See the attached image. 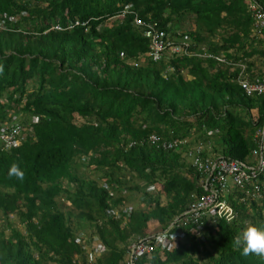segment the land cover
I'll list each match as a JSON object with an SVG mask.
<instances>
[{
  "label": "trees",
  "instance_id": "trees-1",
  "mask_svg": "<svg viewBox=\"0 0 264 264\" xmlns=\"http://www.w3.org/2000/svg\"><path fill=\"white\" fill-rule=\"evenodd\" d=\"M248 3L0 0V124L16 113L32 127L31 140L0 143V264H86L96 244L91 264H125L149 220L165 228L203 192L194 156L255 162L264 89L239 80L264 84V30ZM124 5L132 13L108 21ZM134 14L185 51L134 66L148 49ZM13 163L23 181L9 177ZM229 190V220L204 217L198 234L186 226L183 242L133 264H264L233 243L250 224L264 228V195Z\"/></svg>",
  "mask_w": 264,
  "mask_h": 264
},
{
  "label": "built area",
  "instance_id": "built-area-1",
  "mask_svg": "<svg viewBox=\"0 0 264 264\" xmlns=\"http://www.w3.org/2000/svg\"><path fill=\"white\" fill-rule=\"evenodd\" d=\"M248 7L254 26L258 30H264V4H261L259 0H249ZM8 19L15 21V17L12 15H9ZM2 22L0 18V29L2 28ZM134 22L145 26L143 35L148 39L146 56L153 61L158 60L165 52L179 54L185 51L187 46L185 41L174 42L167 39L165 33L156 28L155 22L143 24L137 18L134 19ZM76 23L75 21L73 24ZM55 28L58 27L55 25ZM218 60L221 61V59ZM239 84L247 93L251 91L260 92L264 89L263 82L255 81L249 84L245 80H239ZM26 129V127L21 126L18 121L14 120V116L11 120L3 121L0 125V140L3 142V147L7 149L10 146L17 145L24 138L23 134ZM260 135L261 144L258 148L259 152L254 166L221 156H216L213 159L205 157L203 160L194 156V160L198 165L197 170L205 174L203 180L205 193L194 197L189 208L175 217L164 230L132 241L127 247L125 264H133L135 257L143 254L149 255L157 247L161 249L168 248L174 239L182 236V230L186 226L190 227V234H198L204 217L229 220L233 216V209L219 196L227 192L230 184L241 187L253 181V189L264 193V145L262 143L264 140V123L262 124ZM148 140L154 142L156 136L149 135ZM166 147L171 148L172 143L168 142ZM197 149L198 147L194 150ZM253 155H255L254 151ZM258 175H261V186L254 182ZM102 250L103 247L100 244L93 246L88 251L86 264H91L92 259L98 256Z\"/></svg>",
  "mask_w": 264,
  "mask_h": 264
},
{
  "label": "clouds",
  "instance_id": "clouds-1",
  "mask_svg": "<svg viewBox=\"0 0 264 264\" xmlns=\"http://www.w3.org/2000/svg\"><path fill=\"white\" fill-rule=\"evenodd\" d=\"M261 0H259V2H260ZM261 3V2H260ZM261 4H264V0H263V2L261 3ZM250 12V11H249ZM128 13H132V10H130L129 9V7H127V6H123L122 7V9L116 14V15H114L113 17H109L108 18V21L110 20V21H116V19H118V17L120 16H122L123 17V15L124 14H128ZM250 16H251V14H250ZM135 18H137V19H139L143 24H146V23H152V22H155L156 23V21H145V22H143V20H141L137 15H133V17H132V24L133 25H135V26H137V27H139L140 29H141V33H142V36L143 37H145L144 35H143V29L145 28V26L144 25H139V24H136L135 22H134V19ZM251 19H252V17H251ZM252 21H253V19H252ZM75 22V21H74ZM54 28H51V29H58V28H55V25L53 26ZM255 27V26H254ZM156 28L157 29H159V30H162L164 33H165V31L163 30V29H161V28H159L158 26H157V23H156ZM165 36H166V38L167 39H170L167 35H166V33H165ZM146 38V37H145ZM147 39V38H146ZM170 40H172V39H170ZM147 41H148V39H147ZM173 41V40H172ZM174 42H177V40L176 41H174ZM148 50V49H147ZM147 52V51H146ZM146 52H144V53H142V54H140L139 55V59L137 60V62H135V61H133L132 62V64L134 65V66H136L137 64H138V62H141L142 61V58H144V57H147L146 56ZM120 53H121V55H120ZM168 54H171V53H168V52H165L162 56H164L165 57V55H168ZM118 56H119V58H123V52L122 51H119L118 52ZM3 72V65H0V73H2ZM18 115L19 114H16V113H12V115H11V117H10V119L9 120H11L12 119V117L14 116V120H16V121H18L19 122V119H18ZM2 123V122H1ZM19 124H20V122H19ZM1 125V124H0ZM21 126H27L26 128V131L24 132L25 133V136H24V138L20 141V142H18V144L17 145H15V146H10V147H16V146H18V145H20L22 142H23V140H27V139H30L31 140V137H32V127L30 126V124L29 125H24L23 123H21L20 124ZM0 143H1V146H2V148L3 149H5L4 147H3V142L0 140ZM9 147V148H10ZM9 148H7V149H9ZM210 157V156H209ZM212 157L214 158V156L212 155ZM253 157H254V159H252V160H256V157L257 156H254L253 155ZM243 162V161H242ZM244 164H246V165H253L254 166V164H255V162H252V164H249V163H246V162H243ZM198 171V170H197ZM198 173H199V185L201 186V188H202V190H203V192L202 193H200V194H197V195H192L191 197H192V199L190 200V203H189V206H190V204H191V202H192V200H193V198L194 197H198L199 195H201V194H203V193H205V190H204V188H203V180H204V178H205V174H203L202 172H200V171H198ZM8 175H9V177L11 178V177H15L16 179H18V180H20V181H23V179H24V176H25V174H24V172L20 169V167H19V165L18 164H16V163H13L12 165H11V167H10V169H9V172H8ZM252 182L253 181H251L250 183H248V184H245L244 186H241V187H239V186H236V185H233V184H230L229 186H228V190H227V192H225L223 195H220L219 196V198L220 199H223L225 202H226V200H225V198H224V196L230 191L229 189L231 188V186H235V187H239L240 189H242L243 190V192L246 194V195H248L249 197H251V198H253V199H258L259 197H262L263 195H264V193L262 192V191H255L254 189H253V186H252ZM255 183H257V184H260V186H261V175H258L257 176V179L254 181ZM260 182V183H259ZM260 189H261V187H260ZM238 199H241V197L240 198H238ZM227 203V202H226ZM228 204V203H227ZM140 205H143L142 203H140ZM229 205V204H228ZM189 206L186 208V209H188L189 208ZM230 206V205H229ZM186 209H184V210H186ZM183 210V211H184ZM183 211H181L180 212V214L183 212ZM179 214H177L175 217H177ZM174 217V218H175ZM174 218L171 220V222L174 220ZM170 222V223H171ZM169 223V224H170ZM168 224V225H169ZM167 225V226H168ZM167 226L165 227V228H167ZM165 228H163V229H161L160 231H162V230H164ZM157 232H154V233H149L148 232V234L147 235H145L144 237H146V236H149V235H153V234H156ZM184 236H183V232H182V236L181 237H178V238H183ZM139 238H141V237H139ZM137 239V238H136ZM135 240V239H134ZM134 240H131L129 243H128V245H127V247L130 245V243L132 242V241H134ZM177 242V238H176V240L174 239V241H173V243H176ZM233 243H234V245L240 250V254L242 255V256H244V257H248L249 255H255V256H260V257H264V228H260V227H257V226H255V225H248L247 227H245L243 230H242V232L240 233V234H238V235H236L234 238H233ZM94 246V245H93ZM93 246H92V248H93ZM157 248H160V247H157ZM161 249V248H160ZM162 249H164V248H162ZM161 249V250H162ZM165 249H168V248H165ZM87 251H89V249H87ZM104 251V248H103V250H102V252ZM102 252H100V254L98 255V256H96V257H99L101 254H102ZM95 257V258H96ZM126 258H127V255L125 254V261H126ZM94 259V258H93ZM93 259H92V261H93ZM91 261V262H92Z\"/></svg>",
  "mask_w": 264,
  "mask_h": 264
},
{
  "label": "rangeland",
  "instance_id": "rangeland-1",
  "mask_svg": "<svg viewBox=\"0 0 264 264\" xmlns=\"http://www.w3.org/2000/svg\"><path fill=\"white\" fill-rule=\"evenodd\" d=\"M249 4V3H248ZM190 19H189V21H188V23L186 24V25H184V26H182V28L184 29L185 27L186 28H188V25H189V28H191V25H190ZM74 121H75V123H79V122H81V119L79 118V117H77L76 115L74 116ZM23 136H25V133L23 134ZM87 173V175L88 176H91L92 175V173H90V172H86ZM140 207L141 208H144V206L143 205H140ZM12 221L13 222H15L16 223V221L17 220H14L13 218H12ZM148 230H149V233H154V232H160V227H159V225L157 224V222L155 221H153V220H149L148 221ZM198 236V235H197ZM176 240V239H175ZM185 240V238L183 237V238H177V242H183ZM176 245V243H171L169 246H168V249H170L171 247H174Z\"/></svg>",
  "mask_w": 264,
  "mask_h": 264
},
{
  "label": "crops",
  "instance_id": "crops-1",
  "mask_svg": "<svg viewBox=\"0 0 264 264\" xmlns=\"http://www.w3.org/2000/svg\"><path fill=\"white\" fill-rule=\"evenodd\" d=\"M248 2H249V0H248ZM125 6H128V5H125ZM118 19H116V21H117ZM145 38V37H144Z\"/></svg>",
  "mask_w": 264,
  "mask_h": 264
}]
</instances>
